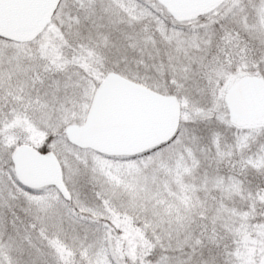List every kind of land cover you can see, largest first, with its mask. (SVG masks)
I'll use <instances>...</instances> for the list:
<instances>
[{"label": "snow or ice", "instance_id": "6c2138e0", "mask_svg": "<svg viewBox=\"0 0 264 264\" xmlns=\"http://www.w3.org/2000/svg\"><path fill=\"white\" fill-rule=\"evenodd\" d=\"M0 264H264V0H0Z\"/></svg>", "mask_w": 264, "mask_h": 264}]
</instances>
